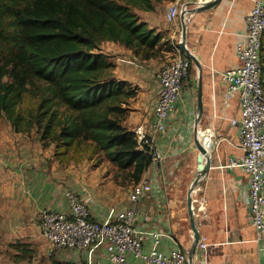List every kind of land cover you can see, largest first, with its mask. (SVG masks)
<instances>
[{
  "label": "crops",
  "instance_id": "obj_1",
  "mask_svg": "<svg viewBox=\"0 0 264 264\" xmlns=\"http://www.w3.org/2000/svg\"><path fill=\"white\" fill-rule=\"evenodd\" d=\"M174 3L183 5L192 3V0H175ZM169 5H159L154 12L137 11V14L150 28L173 37L181 29V23L178 25L174 21L169 24L166 21ZM252 6L251 0H221L217 6L188 17L187 46L202 68L203 114L199 132L206 135L209 152L213 138L216 137L219 143L227 142L224 154H240L235 129L230 126V119L239 115V105L234 98L225 106L226 88L220 74L238 64L234 43L245 28V17ZM100 49L115 64L116 78L138 87V93L130 103L131 111L125 126L136 133L138 138L139 128L142 135H147L149 123L152 121V106L159 90L156 74L162 65L161 61H140L130 50L117 43L105 42ZM197 84L196 77L184 82L182 94L168 119L165 133L155 138L158 159L142 178L149 181L151 188L140 196L139 211L134 224L138 229L148 232L160 230L163 233L158 246L162 255L174 247L188 252L187 245L192 239L187 212V191L184 190L189 188V177L196 173L199 165L200 154L193 147ZM2 120L0 244H5L12 252L13 264H32L35 256L40 255L44 249L49 254L51 246L41 235L38 215L45 208L66 210L67 205L63 198L65 190H72L80 198L87 200L91 217L95 220L117 218L128 207L129 195L114 199L111 193H104L87 172L79 171L84 166L73 163L60 165L53 156V146L44 147L36 130L30 134L16 133L9 122L2 123ZM212 169L219 170L216 172L218 175H213V182L222 187V193L205 194L212 219L210 224L198 226L201 218L194 212L200 235L207 236L209 243L205 261L198 258L196 264H264V235L257 238L248 216L247 177L240 170L228 169L235 173L230 184L234 193H229L222 171L227 168L219 164L217 167L212 166ZM82 181L85 185H81ZM87 183L90 185L89 190L86 188ZM199 198L198 193H193L195 209ZM232 219L236 221L235 224L230 223ZM16 242L29 245L28 248L33 250V257L14 262V255L18 252L10 245ZM152 245L153 239L148 235L144 251L149 252ZM53 254L55 257L51 264H74L80 259L86 264H110L103 245L83 252L58 249L53 250L51 255ZM126 264L148 263L129 253L126 255Z\"/></svg>",
  "mask_w": 264,
  "mask_h": 264
},
{
  "label": "trees",
  "instance_id": "obj_2",
  "mask_svg": "<svg viewBox=\"0 0 264 264\" xmlns=\"http://www.w3.org/2000/svg\"><path fill=\"white\" fill-rule=\"evenodd\" d=\"M173 2L0 0V120L16 133L36 130L62 166L102 153L119 178L137 185L154 161L149 147L125 126L138 87L116 78L115 64L100 47L117 43L140 61L158 59L165 34L140 20L137 11L154 12ZM260 57L264 86V31ZM188 60L184 82L194 75ZM28 246L10 245L18 252L14 262L33 257Z\"/></svg>",
  "mask_w": 264,
  "mask_h": 264
},
{
  "label": "built area",
  "instance_id": "obj_3",
  "mask_svg": "<svg viewBox=\"0 0 264 264\" xmlns=\"http://www.w3.org/2000/svg\"><path fill=\"white\" fill-rule=\"evenodd\" d=\"M251 1L253 6L245 17V28L234 43L238 64L220 74L226 88L225 106L234 98L239 105V115L230 119V126L235 129L236 143L240 150L238 156L230 155L222 167L240 170L247 177L248 216L259 239L264 235V86L260 57L264 0ZM184 7L185 4H170L166 10V21L169 24L176 21ZM186 21L188 23L189 18ZM177 51L178 57L161 65L157 71L159 90L152 106L148 134L142 135L141 128L137 131L138 139L152 151L154 161L158 159L155 138L165 133L190 68V62L181 55L179 46ZM127 63L134 64L132 61ZM150 188L148 180H141L129 194V205L122 215L101 221L91 217L87 200L72 190H65L63 198L66 210L45 208L38 215L41 235L51 246L49 255L58 249L83 252L103 245L110 264H126V255L129 253L148 264H188L187 252L179 247H174L165 255L159 253L160 239L164 236L160 230L148 232L135 226L140 196L149 192ZM196 204V214L202 216L206 207L205 199L200 197ZM148 235L152 237L153 245L149 252H145L144 243ZM208 246L207 236L200 235L197 259L205 261ZM74 264L86 263L80 259Z\"/></svg>",
  "mask_w": 264,
  "mask_h": 264
},
{
  "label": "rangeland",
  "instance_id": "obj_4",
  "mask_svg": "<svg viewBox=\"0 0 264 264\" xmlns=\"http://www.w3.org/2000/svg\"><path fill=\"white\" fill-rule=\"evenodd\" d=\"M168 4H171V3H168ZM176 23L178 25L181 23L180 17L176 20ZM180 36H181V29L177 30V32L175 33V35H173V37L170 34L164 35L165 46L162 47V52L160 54V57L158 58L161 61L162 65L169 63L170 61L178 57L179 52L177 51V47L179 46V43H180V39H181ZM180 53L182 55L181 50H180ZM193 69H194L193 77L194 78L196 77V83H197L198 76H197V69L195 65L193 66ZM25 104L33 105V102H29V103L27 102ZM5 121L6 120L3 119L2 123ZM193 147L195 151L197 152L198 150L196 149L195 145ZM216 148H218V150H216ZM226 148H227V142L219 143L216 137L213 138L212 149H211V153H212L211 167L212 166L217 167L219 166V164L220 165L222 164V166L225 165L224 162L229 157L228 155L224 154ZM75 164L76 166L77 165L84 166L82 167V169L80 168L79 171L80 172L85 171V173L87 172V175L89 174L90 178H92L98 184V188H102L104 190V193H111V196L114 199H119L124 195H129L133 191L134 185H132L126 180H122L121 178H119L116 175L117 171L115 167L105 159L102 153L96 155V158H94L93 160L87 161L85 159L82 162L75 163ZM218 171H219L218 169H214V170L210 169L209 173L200 182L199 186H197L196 191L194 192V193H198V195L200 197H203L206 201L205 212L202 216H200L201 219H200V223H198V226L210 224L212 222V219L209 213V208H208V200L205 194L206 193H222V187L218 183L213 182V179L215 178L213 175ZM222 171L224 175V184L226 185L228 192L234 193L232 190L233 188L230 184L232 183L231 182L232 177L235 175V173L233 172V170H228V169L226 170L224 169ZM195 174L196 173H193L191 177H189L187 186L191 184L190 182L193 181ZM216 175L218 174L216 173ZM80 183L81 185H85L83 181ZM87 184H88L87 185L88 187L86 188L87 190H89L90 185L89 183ZM187 188L188 187H186L184 191H187ZM193 207H194V212H195V205H193ZM222 218H223V215H222ZM230 223L235 224L236 221L232 219L230 220ZM191 243H192V239L190 240V243L187 245V250H189ZM35 257L36 258L32 264H51L55 255L54 254L49 255L48 251L44 249V251L41 252L40 255H37ZM11 260H12V252L9 251V249L5 246V244L3 245L0 244V264H13ZM198 260L196 258L195 264L198 263Z\"/></svg>",
  "mask_w": 264,
  "mask_h": 264
},
{
  "label": "water",
  "instance_id": "obj_5",
  "mask_svg": "<svg viewBox=\"0 0 264 264\" xmlns=\"http://www.w3.org/2000/svg\"><path fill=\"white\" fill-rule=\"evenodd\" d=\"M199 2V3H197ZM221 0H192V3L185 4L180 12V22H181V39L179 43V49L181 52L194 62L197 69L198 84H197V105H196V115L194 119V145L199 152V165L196 171L195 178L191 182L187 190V212L190 224V229L192 231V243L187 252L188 264H195L197 245L200 239V231L198 229L194 207H193V193L204 177L209 173L211 169V157L212 153L206 150L199 142H197V133L199 131V124L203 114V101H202V68L197 60L196 56L190 51L187 46V18L189 15L209 10L217 6ZM196 5L195 7H190V5ZM202 154V156H201Z\"/></svg>",
  "mask_w": 264,
  "mask_h": 264
},
{
  "label": "bare ground",
  "instance_id": "obj_6",
  "mask_svg": "<svg viewBox=\"0 0 264 264\" xmlns=\"http://www.w3.org/2000/svg\"><path fill=\"white\" fill-rule=\"evenodd\" d=\"M197 142H199L206 150H208L207 137L205 134L197 133Z\"/></svg>",
  "mask_w": 264,
  "mask_h": 264
}]
</instances>
